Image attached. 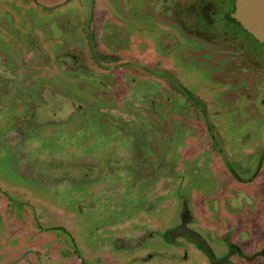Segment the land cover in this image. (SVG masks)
I'll return each mask as SVG.
<instances>
[{
  "label": "rangeland",
  "instance_id": "1",
  "mask_svg": "<svg viewBox=\"0 0 264 264\" xmlns=\"http://www.w3.org/2000/svg\"><path fill=\"white\" fill-rule=\"evenodd\" d=\"M142 2L0 0V187H17L9 194L17 190L30 191L43 201L39 206L40 214L33 212L34 219L32 214L16 219L15 225L20 224L19 227L25 229L27 241L20 249L14 247V259H18L14 264H23L20 261L24 260L30 264H82L77 252L82 253L88 264H96L98 254L86 243L99 242L102 238L97 229L107 227H118L106 238L109 248L126 243L136 247L157 241L149 247L151 249L137 253L142 258L149 250L161 245V249L158 247L161 252L153 250L156 256L143 262L145 264H203L204 260L207 261L206 256L189 241L177 238V243L172 246L163 240V231L180 223L184 203H187L192 217L189 226L206 230L205 235L211 243L218 244L210 231L219 237L229 228L233 230V239L246 247V253L251 252L252 245L264 246V173L255 180L258 186L254 187L255 184L233 181L224 166L225 159L231 163H243L249 155L263 150L264 89L262 96L258 97V113L249 106H246L247 112L242 107L233 111L216 106L214 99L227 102L233 98L231 92L235 87L226 86L229 91L221 88L219 80L226 74L218 70V62L193 53L198 49L201 51L198 53L205 50L210 54L215 49L212 44L192 48L196 46V40L191 36L183 39L176 18L187 27L197 26L198 23L190 17L192 12L180 3L178 7L170 4L177 8L181 6L176 15L170 10L162 11L165 15L162 22L155 17L144 18L140 23L138 17L142 15L138 8ZM150 23H164L170 31L158 25L154 26L157 32L154 33L148 30ZM171 23L174 26L169 27ZM164 28L167 33L162 32ZM113 35L118 38L117 49L123 50H113L118 52L115 56L119 64L125 61L115 70L103 65L100 58V54L109 52L107 44L111 46L109 41ZM103 36H107V41L102 39ZM120 36L124 38L122 41ZM218 37L221 40L229 38L224 33ZM60 56H66L67 63L62 62ZM72 56L78 62H73ZM139 58L141 62H149L154 70L172 68L179 82L196 92L208 110L206 115L186 123L189 128L179 123L172 128V133L168 131L164 118L160 121L165 108L150 107L149 98L141 96L147 88L145 83L149 82L147 72L140 67L135 71L129 63ZM134 71L138 72L137 83L130 78ZM81 72L88 80L102 84L101 95L106 100L96 98L100 88L85 86ZM152 81L154 89H159L160 81ZM80 95L86 98H79ZM74 109L79 110L68 115ZM16 126H29L26 141L29 140L30 145L27 143L25 148L18 149L33 150L29 154L31 157L26 159L28 153L21 157L13 149L20 140L14 135ZM219 130L225 140L224 145H220L223 155L211 137L212 134L219 136ZM120 132H125L127 138L132 137L130 145ZM34 135L35 139L30 141L29 137ZM63 135H72L70 138L75 139L72 149L66 146L64 150L62 144L59 146L60 142L65 144ZM152 136L158 141L152 140ZM43 142L45 146L40 151ZM126 150L133 157H125ZM150 150L155 151L153 156L149 155ZM135 151L146 154L141 162H137ZM39 155L43 158L38 159ZM171 156L172 166L169 164ZM236 157L239 159L234 161ZM55 159L66 170L64 175L71 177L72 184L51 181L45 176L47 168L48 173L54 172L50 166ZM109 161L113 166L128 163L113 170L114 167L107 164ZM212 164L218 167L217 171ZM255 165L251 171H255ZM105 170L108 173L104 174ZM218 171L219 176L223 173L221 177L217 175ZM246 171L249 172L248 166L242 176L247 175ZM96 172L97 178L104 179V176L112 180L91 192L95 201H109L102 209L89 206L92 202L89 191L94 185L92 180H84ZM99 179L96 180L102 181ZM29 194L24 193V200L31 212L38 201L34 202ZM254 194L260 197H250ZM220 196L224 199L219 200ZM2 199L7 201L6 197ZM16 204L24 208V201L20 198ZM74 211L76 218L67 217ZM250 217L254 227H258L252 233L253 242L246 241L245 235L240 236L243 229L251 227ZM229 218L233 219L231 223L227 221ZM36 220L47 229L64 226L70 234L57 229L33 234ZM150 228L157 233L151 236L144 233ZM74 248L78 250L74 251ZM121 261L110 260L106 264ZM131 264H139V261Z\"/></svg>",
  "mask_w": 264,
  "mask_h": 264
},
{
  "label": "flooded vegetation",
  "instance_id": "2",
  "mask_svg": "<svg viewBox=\"0 0 264 264\" xmlns=\"http://www.w3.org/2000/svg\"><path fill=\"white\" fill-rule=\"evenodd\" d=\"M237 2L238 0H187V1H183V0H143V2L139 5V8H138L139 9L138 13L142 15L138 17V21L142 23L144 22V18H147V19L154 18L155 19L156 17L159 21L162 22V18L165 17L164 13H161L162 11L170 10L174 13V15H176L179 8L181 7L180 6L179 8H177L178 5L182 4L186 8V10H189L192 12V13H189L190 17H192V19H194L198 23L197 26L192 25V26L187 27L184 24V22L181 21V19L178 20L176 18L177 27L181 29V32L184 34L182 35L183 39L187 38L185 36H191V38L196 40L195 42L196 46L192 48H198L202 46L203 44H207V43L212 44L213 48L215 47V49L210 54L206 53L205 50L203 51V53H198L200 51L198 49L193 50V53L197 55L200 54L199 57L203 56L207 59L211 58V60H216L218 62L217 64L218 70H221V72L226 74V75H223L224 77L220 78L219 80V82L221 83V88H224L225 91L226 90L229 91L228 89L225 88L226 86L235 87L234 89H232L233 92L230 91L233 95V98H232L233 100L230 99L226 102L224 101L225 99H222V100L214 99L216 101V106L217 105L225 106L226 108L228 109L230 108L233 111L236 110L235 109L236 107H242L243 109L245 108L244 109L245 111L246 106H249L250 109L253 108V110L256 113H258L257 106L260 105V103H258L259 102L258 97L262 96L261 93H263L262 90L264 89V37H259L252 31L246 29L243 23L239 19L234 17V13L237 10ZM170 4H175L174 6L177 5V7L170 6ZM158 25L161 28L167 27L164 23L162 24L150 23V28L148 30L154 33H157L154 30L155 29L154 26H158ZM170 25L171 26L169 27L174 26L172 23ZM90 28L92 27H89V29ZM165 28L164 30H162V32L167 33V30L170 31V29L166 28L167 29L166 30ZM121 31H125V30H120V32ZM221 33L228 35L229 37L228 40L218 39L219 38L218 35ZM168 35H171V34H168ZM171 36L175 38V40L177 39L174 35H171ZM102 39L104 41H107V36H103ZM123 39H124L123 36H120V40L122 41ZM117 40H118L117 36L114 37L113 35L111 37V40L109 41V43H111V46L105 43L108 46L109 52H107V54H100L102 64L108 65L106 67H109V69H114V70L116 67H118V69L121 68L125 63L124 61L122 62L123 64H119V59L115 56L116 53L118 52L113 51V50L121 51L120 47L119 49H117V46H118V44H116ZM189 49L191 51V48ZM121 52H123V50ZM66 56L68 57V55ZM66 56H60L62 59V62L64 63H67ZM72 57L74 58L73 62L75 63L78 62L76 57L74 56ZM92 58H94L93 55H92ZM154 60L157 61V58L155 57ZM129 63L130 65L133 66V70L135 71L137 67H140L141 69L146 70L147 73L145 72L144 73L146 74V76H148L147 79L149 82L148 83L144 82L147 88L141 93V96L142 98L143 97L149 98L150 107L159 106L161 108L163 107L165 108L164 110L165 114H163L160 121L163 120L164 118L165 121L164 120L163 121L165 124H167L168 131H170L171 133L173 131L172 128L174 129V127H177V124L183 123V126H186L187 128H189L186 123H189L190 121H197V119L200 116L204 117L206 113L208 112L206 107L201 103L200 99L195 94L196 92L193 90H190L187 87V85H184L183 83L179 82L180 79L176 76V74L174 73L175 71H173L172 68L167 67L166 68L167 70H161V71L154 70L153 67L149 66V62H146L144 60L141 62L140 58L139 60L136 59L135 61L129 62ZM68 64H70V62ZM110 64H112V66ZM115 65H118V66H115ZM135 71L131 72L132 77L130 78H131V81L134 80L137 83L138 79L136 77V74L138 72H135ZM76 73L78 72L76 71ZM81 75H83L82 79L85 78L84 79L85 86L89 84V85L95 86L93 88L98 87L101 89V91L96 92V98H101L102 100H106L101 95L103 91L102 84L98 83V81H95L93 79L88 80L87 77H85L82 72H81ZM76 78L78 77L76 76ZM152 79H155L156 81L158 80L160 81L159 89H154V84H153ZM179 83H180V86H179ZM81 96H84V98H86L85 95H80L79 98H81ZM97 96H100V97H97ZM246 97H249V98L246 99ZM78 101L79 100H77V102ZM223 104H227V105H223ZM228 105H230V107ZM80 108L81 107H79V109ZM70 109H73V108H70ZM78 110L74 109L73 112L68 113V115L69 114L72 115L74 112ZM180 110H183V113L181 114L178 113ZM237 111L240 112L239 109H237ZM191 116H195V117L192 118ZM15 121H13V124ZM219 121H221V119ZM24 122H27V121H24ZM30 122L32 123L33 120ZM219 125L217 126L218 129H219ZM28 128L29 126H27V128L23 126L22 127L16 126V128L13 129L14 135L20 139L19 142L15 144L13 149H16L14 151H17L18 154H21V157H23L25 154L28 153L25 159L29 156V154H32L33 150H18V149L25 148L26 146L25 144L27 143H29L28 145H30L29 140L26 141V139L28 138L26 134V131L28 130ZM120 133L122 134L124 133L125 135V132H120ZM70 137H73V136L63 135V140L65 144L60 142L59 146L63 145L64 150H66V146L72 149V143L75 142V139L70 138ZM211 137L213 139V142L217 150L220 152V155L221 154L223 155L224 153L220 145H224L225 140L222 137L221 131H220L219 136H215L214 134H212ZM29 138L31 141L32 139H35V135ZM150 138H153L152 140L158 141L157 137L152 136ZM69 139H72V140H69ZM131 139L132 137L126 139L128 144L131 142ZM149 140L152 141L151 139ZM36 142L37 141L35 140V145H36ZM44 146H45V143L43 142V144L39 146L40 149L38 150L41 151L42 149H44L43 148ZM73 150L75 149L73 148ZM137 152L139 151H135L134 155H136L135 157H136L137 162L138 161L141 162V159L144 158L143 155H146V154H141V153L137 154ZM207 152L208 151H206V153ZM42 153L43 152L39 154H42ZM150 153H151V156H153L155 154V151L150 150L149 155ZM130 155H131V152L126 150L125 157H128V156L133 157ZM40 158H43V156L39 155L38 159ZM237 159L239 158L236 157L234 161H236ZM49 160H51V158ZM170 161L171 162L169 164L170 166H172V156L170 157ZM127 163L128 161H126L125 163H120V165L118 166H113L111 164V161H109L107 164H109L110 167H114L113 168L114 170L115 168H121L124 164H127ZM254 163H256L254 167L255 171L254 170L251 171V167ZM224 164H225L224 166H225L226 171L230 174V177L232 178L233 181H241L243 183L255 184L254 187L258 186L254 182L260 176L263 177L262 174L264 173V148L263 150H260L259 153L256 155L255 154L249 155V158H245L243 163H239V162L231 163L229 160L225 159ZM212 166L215 171L218 170V167L215 168L213 164ZM246 166L249 167V172L246 171L247 175L242 176L243 171ZM110 167L108 168V170L110 169ZM48 169L49 168H47V170ZM50 169L54 170V172L48 173L46 170L45 176L47 175V177H49L51 181H56L58 183L61 181H65L67 184H72L71 177L64 175V172H66V170L60 167V164L56 162V159H55V162L52 163V166H50ZM108 170H105L106 172L104 174L108 173ZM97 172L95 173L93 177H87L84 180H89V181L92 180L93 185H94V187H92L91 190L89 191V194L92 200V202L90 201L89 206L95 209H102L103 206L107 204L109 201L105 203L97 202L95 201L91 192L96 190L101 185H104V184L108 185L109 182H111L112 180H109L110 178L104 177V176L102 177L104 179L97 178L98 177ZM51 173H53L54 175H52ZM222 174L223 173H221L219 176V171H218L217 175L221 177ZM96 179H99L102 181H98ZM72 181H74V179H72ZM97 182H100V183L97 184ZM16 188L17 187H12V186L0 187L1 189L0 191H2L0 193V198H1L0 199V264H14L15 261H18V259L16 260L14 259V247L18 246L20 249L24 245V243L27 241V238H26L25 231H24L25 229L22 227H19L20 224H18V226L15 225L17 224L16 219H24L28 217L29 214H32V218L34 219L33 212L35 213V215L36 213L38 214V212L40 214L41 211H40L39 206L42 205V204L40 205V203H43L42 198L40 196L36 198L33 196V194H31L30 191L17 190L16 192H12L11 194H9L11 190H15ZM24 193H30L31 195L29 194L28 196L32 197L34 202L38 201L37 206H35L34 208L35 210H32L30 212V210L27 209L28 204H26L27 202L26 200H24L25 199ZM3 197H6L7 201L3 200L2 199ZM17 197L24 201V208H20L18 207L19 205L16 204V202H18ZM250 197L254 199L255 198L258 199L260 195L258 196V194H254V195H251ZM117 198H120V197H117ZM220 199H224V198L220 196L219 200ZM110 203L114 204V202H110ZM184 204H185L184 210L180 218V223L176 224V226H174V228L172 229L163 231L164 233L163 240L167 242V244H171L173 246L174 244L177 243V238H183L184 240L189 241L190 243L193 244V247L195 246V248H197L201 252L202 255L206 256L208 262L204 260L203 264H206V263L207 264H264V246L260 247L258 245L257 246L252 245L250 247V249H252L250 250L251 252L246 253L245 252L246 247L244 248L242 244H238V242L233 239L234 234H233L232 229L228 228L227 230H225V232H223V234L219 235V237L217 236L218 234L216 232L213 233L212 231H210L213 235H215V240L216 242H218V244H215L213 242L211 243V241L205 235V233H207L206 230L205 231L200 230V229L196 230L189 226L190 223L192 222L191 221L192 217L190 214V210L187 206V203H184ZM80 208L82 209V206H80ZM75 212L76 211L71 212L70 215L67 214L68 216L67 215L66 216L70 218H76L77 213ZM250 219L252 220L251 227L247 226L245 229H243L241 231L242 234L240 233L241 234L240 236L243 237L245 235L246 241L253 242L254 238H253L252 233L253 231H255V229H258V227L255 228L254 227L255 223L253 222V218L250 217ZM232 220L231 218H229V220L227 221L231 223ZM49 221L51 220L49 219ZM53 223L54 222L52 221V224ZM103 225H100V226H103ZM56 229L57 231H62L65 234H68V233L70 234V232L64 226L50 227L47 229L45 226L43 227L40 223H38V221H37V226L35 229L36 232H33V234L35 233L41 234L42 232H45L46 230L53 231ZM117 229L118 227H110V228L107 227L105 229L99 228L97 229V232H98V235H101L102 239L99 238L100 241L97 242L96 244L86 243V245L91 247L90 250H93L94 253L98 254L97 256L98 261H101L104 264L109 263L110 260L111 261L122 260L121 262H119V264L120 263L121 264H128V263L131 264L132 262L134 263L135 261H139V264H145L143 262H149L154 256H156L155 253H153V250L161 252L158 250L159 249L158 247H160L161 249V245H159L157 248L154 247V249L149 250L146 256H142V258L140 255H137V253L140 250L151 249L149 247L157 244V241L151 242L148 245H145L143 243L136 247L131 246V244L126 243V244H122V246L120 247L111 246L112 248H109V245H108L109 240L106 238H108V235H110L112 232H116ZM186 230L190 232H187ZM221 230L223 231V229ZM193 232L198 234V236H200L201 239L205 241V245H201L200 243H198L189 234ZM144 233H147L148 236H151L153 235V233H157V232H154V230L150 228L148 232L146 231ZM71 240L73 242L75 241L73 239ZM207 246L209 247V249L207 248ZM74 249H75L74 251L78 250L77 248H74ZM73 254L75 255L76 252H74ZM77 255L79 259L80 258L82 259V264H88L87 260H85L82 253L77 252ZM185 257H187V255H185ZM20 262L23 264H30L29 261H25V260L24 262L23 261H20Z\"/></svg>",
  "mask_w": 264,
  "mask_h": 264
},
{
  "label": "water",
  "instance_id": "3",
  "mask_svg": "<svg viewBox=\"0 0 264 264\" xmlns=\"http://www.w3.org/2000/svg\"><path fill=\"white\" fill-rule=\"evenodd\" d=\"M234 17L239 19L246 29L259 37H264V0H238ZM189 234L198 243L205 245V241L198 234L195 232ZM207 248L209 249L208 246Z\"/></svg>",
  "mask_w": 264,
  "mask_h": 264
},
{
  "label": "bare ground",
  "instance_id": "4",
  "mask_svg": "<svg viewBox=\"0 0 264 264\" xmlns=\"http://www.w3.org/2000/svg\"><path fill=\"white\" fill-rule=\"evenodd\" d=\"M240 32V31H239ZM245 37H247V36H245Z\"/></svg>",
  "mask_w": 264,
  "mask_h": 264
}]
</instances>
